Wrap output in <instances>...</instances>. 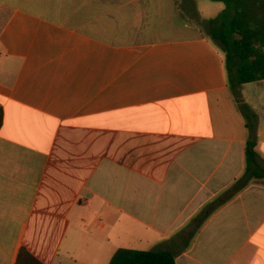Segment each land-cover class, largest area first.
Masks as SVG:
<instances>
[{
  "label": "crops",
  "instance_id": "1",
  "mask_svg": "<svg viewBox=\"0 0 264 264\" xmlns=\"http://www.w3.org/2000/svg\"><path fill=\"white\" fill-rule=\"evenodd\" d=\"M205 20L196 0H0V264H264V180L235 188L249 131ZM241 92L264 161V80Z\"/></svg>",
  "mask_w": 264,
  "mask_h": 264
},
{
  "label": "trees",
  "instance_id": "2",
  "mask_svg": "<svg viewBox=\"0 0 264 264\" xmlns=\"http://www.w3.org/2000/svg\"><path fill=\"white\" fill-rule=\"evenodd\" d=\"M222 2L224 9L205 21L204 29L224 53L228 86L246 120V170L237 182L239 190L253 180H264V161L256 150L257 114L244 101L241 88L246 83L264 80V0H211ZM3 110L0 107V128ZM176 254L169 249L134 250L121 248L109 264H176ZM19 264H41L28 251L20 253Z\"/></svg>",
  "mask_w": 264,
  "mask_h": 264
},
{
  "label": "rangeland",
  "instance_id": "3",
  "mask_svg": "<svg viewBox=\"0 0 264 264\" xmlns=\"http://www.w3.org/2000/svg\"><path fill=\"white\" fill-rule=\"evenodd\" d=\"M217 5L223 7V4L219 2H214L211 0H196V8L198 9L202 18L204 20L206 19L205 21L217 15V9L215 8L218 7Z\"/></svg>",
  "mask_w": 264,
  "mask_h": 264
}]
</instances>
